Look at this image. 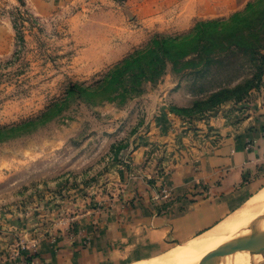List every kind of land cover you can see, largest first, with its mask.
Here are the masks:
<instances>
[{"label":"rangeland","instance_id":"1","mask_svg":"<svg viewBox=\"0 0 264 264\" xmlns=\"http://www.w3.org/2000/svg\"><path fill=\"white\" fill-rule=\"evenodd\" d=\"M128 1L0 0V264H28L46 233L70 229L77 215L112 211L118 188L126 207L160 201L156 209L165 210L176 199L174 171L198 169L231 122L264 106V0L170 32L219 20L206 27L218 37L208 57L189 51L186 68L170 62L133 92L129 75L102 79L160 32L141 39L132 14L123 30L98 25L107 20L101 8ZM123 35L125 49L103 62ZM157 135L170 139L159 150ZM136 151L153 163L138 190L125 191L113 175L132 167Z\"/></svg>","mask_w":264,"mask_h":264},{"label":"crops","instance_id":"2","mask_svg":"<svg viewBox=\"0 0 264 264\" xmlns=\"http://www.w3.org/2000/svg\"><path fill=\"white\" fill-rule=\"evenodd\" d=\"M249 1L130 0L123 4L111 3L98 12L107 19L98 25L102 32H111L115 27L123 30L126 15L132 14L133 26H138L142 39L154 31L165 34L183 31L196 18L228 15L244 8ZM126 43L123 35L113 45V53L104 56L107 59L102 61L109 62L117 57ZM128 45H132V41ZM249 113L245 119L231 122L230 131H226L227 135L213 154L199 161L198 169L174 171L176 199L173 197L174 201L165 210L156 209L160 201L156 206L145 202L126 207L119 201L118 188V197L114 199L118 200L116 208L102 215H77L70 229L46 233L37 243V256L28 264L137 263L163 255L214 230L264 188V106ZM169 140L157 135L154 139L156 150L162 147L163 141ZM151 163L152 159L144 161L136 151L132 167L125 165V169L122 167L114 172V184L125 191L127 188L138 190L143 177L149 174ZM188 191L196 193L194 199L185 194ZM253 264H264V255Z\"/></svg>","mask_w":264,"mask_h":264},{"label":"trees","instance_id":"3","mask_svg":"<svg viewBox=\"0 0 264 264\" xmlns=\"http://www.w3.org/2000/svg\"><path fill=\"white\" fill-rule=\"evenodd\" d=\"M218 23L219 20L199 21L189 31L177 35L155 33L145 45L134 49L115 64L102 81L122 82L129 75L135 83L128 87V91L133 92L138 90L142 78L146 81H154L162 76L170 62L186 68L188 63L182 60L190 54L189 51L198 53L200 60L208 57L218 37L214 31L207 30L206 27ZM74 86L72 90L75 89Z\"/></svg>","mask_w":264,"mask_h":264},{"label":"bare ground","instance_id":"4","mask_svg":"<svg viewBox=\"0 0 264 264\" xmlns=\"http://www.w3.org/2000/svg\"><path fill=\"white\" fill-rule=\"evenodd\" d=\"M262 216H264V188L229 218L226 217L227 220L216 225L214 230L196 241L180 247L176 246V249H171V252L169 250V253L159 257L158 260H143L135 264H205L222 243L248 229ZM256 257L261 259L262 255ZM249 262L248 259L241 264H249Z\"/></svg>","mask_w":264,"mask_h":264},{"label":"water","instance_id":"5","mask_svg":"<svg viewBox=\"0 0 264 264\" xmlns=\"http://www.w3.org/2000/svg\"><path fill=\"white\" fill-rule=\"evenodd\" d=\"M260 254L264 255V216L222 243L205 264H241L248 259L253 264Z\"/></svg>","mask_w":264,"mask_h":264},{"label":"built area","instance_id":"6","mask_svg":"<svg viewBox=\"0 0 264 264\" xmlns=\"http://www.w3.org/2000/svg\"><path fill=\"white\" fill-rule=\"evenodd\" d=\"M34 246H36V245H34ZM35 249L37 250V246L35 247ZM36 252V251H35Z\"/></svg>","mask_w":264,"mask_h":264}]
</instances>
